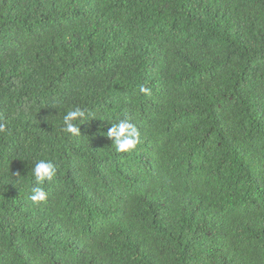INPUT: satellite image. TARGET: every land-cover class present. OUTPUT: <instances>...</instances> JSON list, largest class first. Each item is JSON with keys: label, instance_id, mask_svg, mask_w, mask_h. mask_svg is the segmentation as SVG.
<instances>
[{"label": "trees", "instance_id": "trees-1", "mask_svg": "<svg viewBox=\"0 0 264 264\" xmlns=\"http://www.w3.org/2000/svg\"><path fill=\"white\" fill-rule=\"evenodd\" d=\"M0 125V264H264V0H0Z\"/></svg>", "mask_w": 264, "mask_h": 264}, {"label": "clouds", "instance_id": "clouds-1", "mask_svg": "<svg viewBox=\"0 0 264 264\" xmlns=\"http://www.w3.org/2000/svg\"><path fill=\"white\" fill-rule=\"evenodd\" d=\"M140 91L149 93V89L145 87H141ZM89 115L88 109L79 106L67 110L62 117V130L67 134L79 136L81 134L80 125L87 121ZM111 125L108 131L103 134L114 140L113 145L117 152H130L141 142L140 132L133 123L121 119L116 123H111ZM5 131L6 128L0 125V132ZM31 175L34 178L35 185L30 189L29 199L35 204L45 203L48 199V193L43 185L46 181L53 180L56 175V168L50 160L41 159L35 163L31 170Z\"/></svg>", "mask_w": 264, "mask_h": 264}]
</instances>
